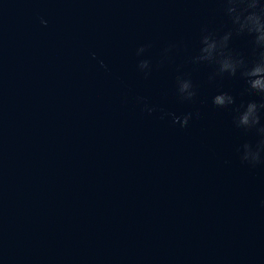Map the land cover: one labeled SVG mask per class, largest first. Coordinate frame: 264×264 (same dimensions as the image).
I'll return each mask as SVG.
<instances>
[{"label":"water","instance_id":"water-1","mask_svg":"<svg viewBox=\"0 0 264 264\" xmlns=\"http://www.w3.org/2000/svg\"><path fill=\"white\" fill-rule=\"evenodd\" d=\"M230 29L220 0H0V264H264V96L200 59Z\"/></svg>","mask_w":264,"mask_h":264},{"label":"clouds","instance_id":"clouds-1","mask_svg":"<svg viewBox=\"0 0 264 264\" xmlns=\"http://www.w3.org/2000/svg\"><path fill=\"white\" fill-rule=\"evenodd\" d=\"M223 10L231 22V29L217 37L213 33L202 37L200 59L215 62L218 65V74L237 76L243 79L246 91L264 96V0H220ZM250 37V56L245 58L240 52L229 48L231 37ZM185 87H187L185 85ZM225 100L233 104V97L221 93L213 97V104L224 106ZM247 112L242 121L247 122L248 116L259 106L249 102Z\"/></svg>","mask_w":264,"mask_h":264}]
</instances>
